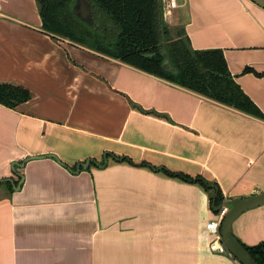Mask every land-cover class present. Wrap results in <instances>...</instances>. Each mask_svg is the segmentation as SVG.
<instances>
[{
  "label": "crops",
  "instance_id": "obj_1",
  "mask_svg": "<svg viewBox=\"0 0 264 264\" xmlns=\"http://www.w3.org/2000/svg\"><path fill=\"white\" fill-rule=\"evenodd\" d=\"M170 1L168 28L221 50L264 115V8ZM0 83L31 94L0 104V179L25 160L0 187V264H241L208 248L212 185L222 203L264 192V119L48 33L37 0H0ZM231 230L264 240V204Z\"/></svg>",
  "mask_w": 264,
  "mask_h": 264
},
{
  "label": "trees",
  "instance_id": "obj_2",
  "mask_svg": "<svg viewBox=\"0 0 264 264\" xmlns=\"http://www.w3.org/2000/svg\"><path fill=\"white\" fill-rule=\"evenodd\" d=\"M87 1L92 26L79 20L72 11L75 0H37L43 29L220 104L264 119L261 110L235 82L221 50H193L182 29L174 37L169 35L170 29L161 14V0ZM30 98L28 89L0 83L1 105L13 109ZM141 165L148 166L147 163ZM178 175L198 182L206 189L210 187L201 177ZM4 183L11 187L10 182ZM214 187L211 201L215 208L222 203L223 196L217 186ZM242 245L258 264H264V240L252 246Z\"/></svg>",
  "mask_w": 264,
  "mask_h": 264
},
{
  "label": "water",
  "instance_id": "obj_3",
  "mask_svg": "<svg viewBox=\"0 0 264 264\" xmlns=\"http://www.w3.org/2000/svg\"><path fill=\"white\" fill-rule=\"evenodd\" d=\"M255 4L264 8V0H251ZM75 15L77 18L89 26L93 25L92 15L90 10V5L87 0H75ZM168 67V66H167ZM109 153L103 154L104 163H106L107 155ZM53 158H56L54 155H49ZM119 160L123 159V157L118 158ZM90 162H94L97 166H101L98 162L92 159H87L84 163H80L76 166V171L78 172L80 167H87ZM25 163V160L21 163L13 162L12 163V171L17 176H19L20 180L16 185H13V180L11 178H3L0 179V183L10 182L15 189H19L22 183V175L15 171V166L20 167ZM148 167L152 169L161 170L163 167H153L148 164ZM165 169V168H164ZM214 187V185H212ZM215 188V187H214ZM226 204L229 206V209L225 216L223 217L220 223V236L223 244L227 248L228 252L241 264H258L257 261L250 255V253L243 247V245L239 242V240L234 236L231 230V226L233 221L237 216H239L242 212L253 208L255 206L264 204V192L255 193L246 197L241 198H233L228 200ZM219 209V206L216 207V210Z\"/></svg>",
  "mask_w": 264,
  "mask_h": 264
},
{
  "label": "built area",
  "instance_id": "obj_4",
  "mask_svg": "<svg viewBox=\"0 0 264 264\" xmlns=\"http://www.w3.org/2000/svg\"><path fill=\"white\" fill-rule=\"evenodd\" d=\"M170 6L174 7L175 2L174 0L170 1ZM229 209V206L226 204V202H223L219 205V209L217 210V213L215 215V218L213 220H210L206 224V229L210 232L211 234V240L208 243V248L216 253H221V254H228L231 255L225 245L223 244L220 236V223L227 213Z\"/></svg>",
  "mask_w": 264,
  "mask_h": 264
},
{
  "label": "rangeland",
  "instance_id": "obj_5",
  "mask_svg": "<svg viewBox=\"0 0 264 264\" xmlns=\"http://www.w3.org/2000/svg\"><path fill=\"white\" fill-rule=\"evenodd\" d=\"M166 5H167V2L166 0H161V7H162V11H165L166 9ZM179 32V28H174V29H170V33L169 35L172 37H174L176 34H178ZM62 38V37H61ZM65 39V38H64ZM68 40V39H67ZM70 41V40H69ZM4 184L0 183V187H3Z\"/></svg>",
  "mask_w": 264,
  "mask_h": 264
},
{
  "label": "flooded vegetation",
  "instance_id": "obj_6",
  "mask_svg": "<svg viewBox=\"0 0 264 264\" xmlns=\"http://www.w3.org/2000/svg\"><path fill=\"white\" fill-rule=\"evenodd\" d=\"M75 7H76V5L74 3L73 6H72V11H75Z\"/></svg>",
  "mask_w": 264,
  "mask_h": 264
}]
</instances>
